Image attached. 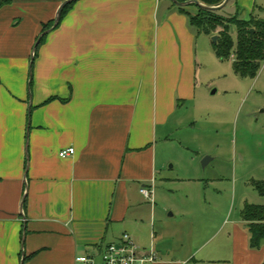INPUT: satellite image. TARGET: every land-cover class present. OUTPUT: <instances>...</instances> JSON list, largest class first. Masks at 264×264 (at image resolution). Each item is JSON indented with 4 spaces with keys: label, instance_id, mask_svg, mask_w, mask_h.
I'll return each mask as SVG.
<instances>
[{
    "label": "crops",
    "instance_id": "1",
    "mask_svg": "<svg viewBox=\"0 0 264 264\" xmlns=\"http://www.w3.org/2000/svg\"><path fill=\"white\" fill-rule=\"evenodd\" d=\"M258 1L229 0L218 11L264 16ZM61 3L0 8V264H78L124 233L154 247L155 264H188L200 248L214 264H263L264 242L251 249L237 223L208 230L207 210L192 232L199 248L183 254V232L171 240L158 230L141 193L163 174L159 142L195 92L188 16L173 0H78L31 68ZM69 147L74 155L61 157Z\"/></svg>",
    "mask_w": 264,
    "mask_h": 264
},
{
    "label": "rangeland",
    "instance_id": "2",
    "mask_svg": "<svg viewBox=\"0 0 264 264\" xmlns=\"http://www.w3.org/2000/svg\"><path fill=\"white\" fill-rule=\"evenodd\" d=\"M192 29L195 92L174 116L168 139L159 142L163 174L154 186L156 228L168 231L171 240L183 232V254L199 248L192 232L201 230L206 210L208 230L226 231L237 223L246 231L245 205L264 206L257 188L264 184V61L255 77H244L235 71V56L218 58L212 36ZM231 33L236 41L235 26ZM205 157L211 159L203 166ZM201 252L188 264H214L201 259Z\"/></svg>",
    "mask_w": 264,
    "mask_h": 264
},
{
    "label": "trees",
    "instance_id": "3",
    "mask_svg": "<svg viewBox=\"0 0 264 264\" xmlns=\"http://www.w3.org/2000/svg\"><path fill=\"white\" fill-rule=\"evenodd\" d=\"M14 0H0V8L4 5L11 4ZM64 0H62L63 2ZM74 0L63 9L58 28L69 10L73 7ZM185 1V0H178ZM207 6H219L225 0H200ZM197 6V5H196ZM184 12L189 19L192 28L198 33L213 35L217 32L218 39L214 43V49L218 58L227 60L234 55L233 64L235 71L244 76L255 77L264 61V19H260L255 15H251L248 19L240 17L236 14L225 17L219 14L218 10L206 9L197 6L198 12L192 13L185 7L177 6ZM55 18L44 23L41 33L50 29L54 25ZM237 28V40L232 35V27ZM251 29L254 32L251 33ZM40 33V34H41ZM47 35L41 37L40 42L35 50L37 55L40 46L44 43ZM38 39V38H37ZM257 188L264 193V184L257 183ZM26 205V201H25ZM245 228L249 233V246L253 250H260L264 242V206L246 204L241 213ZM264 264V262H263Z\"/></svg>",
    "mask_w": 264,
    "mask_h": 264
},
{
    "label": "built area",
    "instance_id": "4",
    "mask_svg": "<svg viewBox=\"0 0 264 264\" xmlns=\"http://www.w3.org/2000/svg\"><path fill=\"white\" fill-rule=\"evenodd\" d=\"M74 153L75 148L69 147L61 150L59 155L68 157L74 155ZM141 193L154 203V186L141 188ZM158 258V253L154 247H141L129 233H124L118 243L107 245L96 255H78L75 261L78 264H155Z\"/></svg>",
    "mask_w": 264,
    "mask_h": 264
},
{
    "label": "water",
    "instance_id": "5",
    "mask_svg": "<svg viewBox=\"0 0 264 264\" xmlns=\"http://www.w3.org/2000/svg\"><path fill=\"white\" fill-rule=\"evenodd\" d=\"M74 0H64L59 8L57 9V12H56V16H55V21H54V25L48 29V30H45L44 32H42L39 36V38L37 39V43L34 47V50H33V56H32V60H31V68L33 66V62H34V58H35V50L40 42V39L42 36L44 35H47L48 33H50L52 30L55 29V27L58 25L60 19H61V15H62V12H63V9L65 8L66 5H68L69 3L73 2ZM173 2L178 5V6H181V7H185V6H188L190 4H195L197 6H200V7H203V8H206V9H211V10H218V9H221L222 7H224L228 2L229 0H225L221 5L219 6H207V5H204L203 3H201L199 0H185V1H178V0H173ZM254 32V29H251V33ZM217 39H218V35H214L212 36V40L214 43L217 42ZM32 75V74H31ZM210 157H205L204 160H203V166H205L209 161H210ZM21 264H24V259L22 260V263Z\"/></svg>",
    "mask_w": 264,
    "mask_h": 264
}]
</instances>
